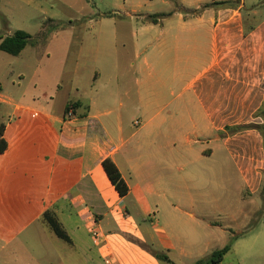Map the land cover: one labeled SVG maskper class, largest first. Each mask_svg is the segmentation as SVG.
Segmentation results:
<instances>
[{
  "label": "crops",
  "instance_id": "obj_1",
  "mask_svg": "<svg viewBox=\"0 0 264 264\" xmlns=\"http://www.w3.org/2000/svg\"><path fill=\"white\" fill-rule=\"evenodd\" d=\"M56 1L69 9L94 0ZM222 1L231 0H121L112 12L98 15L92 38L65 35L64 50L107 60L110 84L126 87L127 99H135L144 116L134 123L133 135L157 138L155 149L117 145L114 135L122 140L123 124L117 117L114 131V122L95 113L100 106L95 99H64L55 107L39 99L17 103L2 96L0 82V107L12 109L9 121L0 123L7 144L0 153V264H162L149 250H163L154 248L153 236L151 244L145 242L123 205L126 196L108 180L105 158L128 187L125 175L143 177L145 191L171 219L187 215L193 229L216 232L223 247L230 230L243 231L263 207L264 141L255 129H230L264 123L254 117L264 102V0L204 7ZM37 2L0 0V33L8 22L6 6L19 9L16 4L47 21H62ZM148 15L162 17L144 22ZM76 16L81 22L83 16ZM103 78L101 70L93 75L96 82ZM70 101L81 106L66 121ZM45 212L70 243L54 234ZM153 224L165 232L157 219ZM94 226L101 231L97 242L88 232Z\"/></svg>",
  "mask_w": 264,
  "mask_h": 264
},
{
  "label": "rangeland",
  "instance_id": "obj_2",
  "mask_svg": "<svg viewBox=\"0 0 264 264\" xmlns=\"http://www.w3.org/2000/svg\"><path fill=\"white\" fill-rule=\"evenodd\" d=\"M37 3L47 5V11L60 14L62 21L50 23L46 17L24 4H16L19 9L6 6L5 21L8 22L1 25L0 36L7 32L23 30L31 34L36 45H28L19 56L0 51L2 96L5 99H16L17 103H20L19 99H39L42 105H46L48 101L52 107L64 99H80L82 102L95 99L100 102L95 113L101 114V118L110 125L114 122V131L115 119L120 118L123 124L122 140L118 139L121 138L119 135L118 138L114 136L116 144L121 145L122 149L139 146L147 149L157 148L159 141L152 135H133L138 128L134 123L144 122V116L138 111L135 99H127L126 87L118 88L110 84L109 65L105 64L107 60L99 57V61H96L98 57L90 53L78 55L75 48L64 50L65 35H73L76 38L85 34L86 37L92 38L98 29L95 24L98 15L112 12L114 5L121 4V0H94L86 6H74L69 9L62 7L56 0H38ZM76 13L83 16L81 22L77 20ZM90 19L93 21L90 22ZM100 70L104 71V78L96 82L93 75ZM151 112H154L153 107ZM11 114L12 109L0 107V123L6 124ZM125 176L130 192L123 199V205L133 221L140 226L145 242L151 244L150 237L155 238L152 243L155 244L153 246L156 250H163L160 252L179 264H188L192 262L191 258H201L204 252L223 247L216 232L213 236L210 231L200 232L193 229L187 215L179 214V218L171 219L167 214L168 209L163 208L161 201L145 191L146 179ZM155 219L165 232L154 229ZM252 225L254 227L250 229ZM242 230L241 233H245L233 243L232 250L224 256L221 264H264V206L254 212ZM88 232L90 233L91 229ZM226 233L228 234V231ZM203 234L207 236L203 237ZM229 234H234V231L230 230ZM162 245L167 246L169 252L164 247L160 249ZM183 254L188 258H184Z\"/></svg>",
  "mask_w": 264,
  "mask_h": 264
},
{
  "label": "trees",
  "instance_id": "obj_3",
  "mask_svg": "<svg viewBox=\"0 0 264 264\" xmlns=\"http://www.w3.org/2000/svg\"><path fill=\"white\" fill-rule=\"evenodd\" d=\"M239 1L240 0L216 2L205 5L204 7H209V6L229 7L235 5ZM161 17L162 15H148L144 18V22L157 23ZM48 22L51 23L52 21L49 20ZM0 40H1L0 51L12 56L20 55V53L28 45H36V41H34L33 37L29 33L23 30H16L11 35L0 38ZM0 91H1V85H0ZM70 106L73 107V109L79 108L81 106V103H79L78 101H74V102L70 101L68 103L67 109ZM85 108L87 109V107ZM254 117L260 118L264 122V102L261 108L255 113ZM247 129L257 130L262 135L264 141V123L263 124L251 123L248 125L237 126L230 130L233 133H237ZM6 148H7V144L3 138V126H0V153H3L6 150ZM101 165L108 180L110 181L111 185L114 187L118 195L121 198L127 196L129 193V187L125 182V180L123 179L115 163L110 158H105L101 162ZM259 195L264 206V180ZM43 219L49 225V227L52 229V231L58 238L70 243V238L68 237V235L65 233V231L62 229V227L54 217H52L48 212H45L43 215ZM253 227L254 225H252L250 229ZM244 233L238 235L232 234L227 245H225L221 249L214 250L205 259H201L197 261L196 264H221L224 256L231 251L233 242L236 241L238 238H240ZM149 252L159 261L166 262L168 264H174L163 253L154 252L152 250H149Z\"/></svg>",
  "mask_w": 264,
  "mask_h": 264
},
{
  "label": "built area",
  "instance_id": "obj_4",
  "mask_svg": "<svg viewBox=\"0 0 264 264\" xmlns=\"http://www.w3.org/2000/svg\"><path fill=\"white\" fill-rule=\"evenodd\" d=\"M74 118H75V112L73 107L70 106L68 107V109H66L65 119L66 121H70L73 120ZM91 237L94 242H97L101 237V231L95 226L91 229ZM106 264H110V262L106 261Z\"/></svg>",
  "mask_w": 264,
  "mask_h": 264
}]
</instances>
